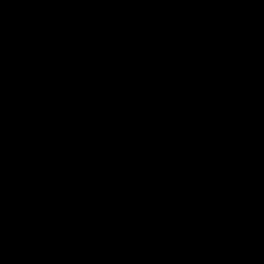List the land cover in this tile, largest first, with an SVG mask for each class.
<instances>
[{"label":"water","instance_id":"95a60500","mask_svg":"<svg viewBox=\"0 0 264 264\" xmlns=\"http://www.w3.org/2000/svg\"><path fill=\"white\" fill-rule=\"evenodd\" d=\"M0 264H264V0H0Z\"/></svg>","mask_w":264,"mask_h":264}]
</instances>
